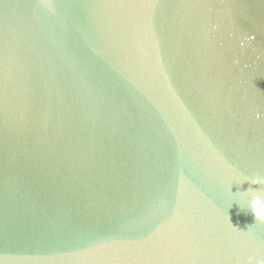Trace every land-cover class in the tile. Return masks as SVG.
I'll return each mask as SVG.
<instances>
[{"label": "water", "instance_id": "water-1", "mask_svg": "<svg viewBox=\"0 0 264 264\" xmlns=\"http://www.w3.org/2000/svg\"><path fill=\"white\" fill-rule=\"evenodd\" d=\"M258 177L264 0H0V264L264 262Z\"/></svg>", "mask_w": 264, "mask_h": 264}, {"label": "clouds", "instance_id": "clouds-1", "mask_svg": "<svg viewBox=\"0 0 264 264\" xmlns=\"http://www.w3.org/2000/svg\"><path fill=\"white\" fill-rule=\"evenodd\" d=\"M261 179L264 178H256L255 182H259ZM230 187H228V192L231 195V203L233 201H237L240 206L245 207L244 203H243V199L238 198L237 194L233 195L230 191ZM246 209H250L251 212L253 213V215L255 216L256 221H260V222H264V200H261L260 198H253L248 204L247 207H245ZM256 264H264V262L261 261H257Z\"/></svg>", "mask_w": 264, "mask_h": 264}]
</instances>
